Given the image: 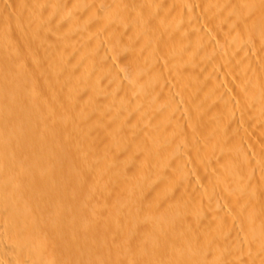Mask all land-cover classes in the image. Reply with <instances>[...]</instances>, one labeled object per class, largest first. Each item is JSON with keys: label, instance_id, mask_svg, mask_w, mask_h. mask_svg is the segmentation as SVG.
I'll list each match as a JSON object with an SVG mask.
<instances>
[{"label": "bare ground", "instance_id": "6f19581e", "mask_svg": "<svg viewBox=\"0 0 264 264\" xmlns=\"http://www.w3.org/2000/svg\"><path fill=\"white\" fill-rule=\"evenodd\" d=\"M155 259L264 264V0H0V264Z\"/></svg>", "mask_w": 264, "mask_h": 264}, {"label": "rangeland", "instance_id": "374dc122", "mask_svg": "<svg viewBox=\"0 0 264 264\" xmlns=\"http://www.w3.org/2000/svg\"><path fill=\"white\" fill-rule=\"evenodd\" d=\"M83 138H85V131H83V132H81V133H79V143H83ZM92 162V161H91ZM103 168V166L102 165H98L97 166V170H99V169H102ZM158 262V261H157ZM157 262H156V259L153 261V263L152 264H157ZM158 264H162V263H159L158 262Z\"/></svg>", "mask_w": 264, "mask_h": 264}]
</instances>
